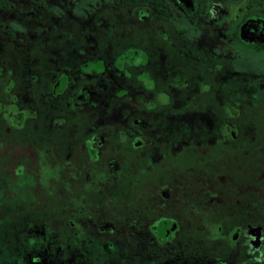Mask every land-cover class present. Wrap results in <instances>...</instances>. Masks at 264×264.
<instances>
[{
  "label": "flooded vegetation",
  "instance_id": "obj_1",
  "mask_svg": "<svg viewBox=\"0 0 264 264\" xmlns=\"http://www.w3.org/2000/svg\"><path fill=\"white\" fill-rule=\"evenodd\" d=\"M237 49L264 54V0H0V264H264V70ZM188 113L195 145L145 134ZM183 157L200 185L162 186Z\"/></svg>",
  "mask_w": 264,
  "mask_h": 264
},
{
  "label": "rangeland",
  "instance_id": "obj_2",
  "mask_svg": "<svg viewBox=\"0 0 264 264\" xmlns=\"http://www.w3.org/2000/svg\"><path fill=\"white\" fill-rule=\"evenodd\" d=\"M234 42H238L237 39L233 40ZM241 43V42H240ZM247 45V44H246ZM243 47V46H242ZM248 47V45H247ZM234 58L233 60L236 61L235 65L240 66L242 69L243 68H248L249 70H254L257 69L260 72H263L264 70V54H256L253 52H248L245 49H237L233 51ZM259 96H255L253 92L251 93V96L246 97L244 101L249 104H253L251 108H242V111L239 112V118L238 120H243L247 122L248 120H254L256 119V102L255 100ZM253 101V102H251ZM259 104V103H258ZM117 116H119L116 112H114ZM124 115V113H123ZM121 117V115L119 116ZM188 118V124L186 127H182L181 123H175L176 126L173 128L175 129H170V127L166 128H156L153 130L148 129L145 134L148 137L155 138L157 141H171L174 146H177L179 143H185V144H191L195 145L197 143V139L203 134V131L201 129L200 124L196 121L201 120L200 117L196 113H188L187 114ZM198 117V118H197ZM117 118L116 116H112L110 114H107V112H102L101 117H97V120L103 121V120H112ZM187 119V118H186ZM204 128V127H203ZM207 127L204 128V132L207 131ZM184 130V131H183ZM248 135H250V130L248 129V132L246 131ZM263 133V122L259 125V127L256 129L255 135L257 136L255 140H258L260 134ZM220 133L216 134V137H218ZM168 137L169 139H167ZM197 160V159H196ZM193 161L192 157H183V159L178 160L175 162L174 167V176L173 177H167V178H160L161 185L164 187H169V186H174L176 188H183L185 190H191V189H196L200 185V175L201 171L204 170L203 167L200 168L201 164L198 162ZM165 171H158L156 175V179L159 177H163ZM140 177V176H139ZM176 182V184H175ZM158 183V182H157ZM157 185V184H156ZM159 186V185H157ZM177 193L176 196H173L170 204L167 205V207H164L165 204L160 205L157 204L156 208L158 209H163L167 210L168 213L171 211H179L183 212L185 210L190 209V205L188 201L182 199L181 197L178 196V192L174 191V193ZM190 194V192H189Z\"/></svg>",
  "mask_w": 264,
  "mask_h": 264
}]
</instances>
